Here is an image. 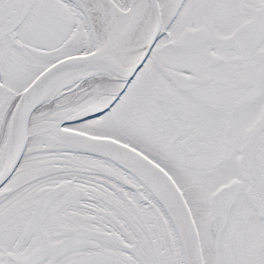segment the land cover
I'll return each instance as SVG.
<instances>
[{
    "label": "snow or ice",
    "instance_id": "6c2138e0",
    "mask_svg": "<svg viewBox=\"0 0 264 264\" xmlns=\"http://www.w3.org/2000/svg\"><path fill=\"white\" fill-rule=\"evenodd\" d=\"M0 264H264V0H0Z\"/></svg>",
    "mask_w": 264,
    "mask_h": 264
}]
</instances>
